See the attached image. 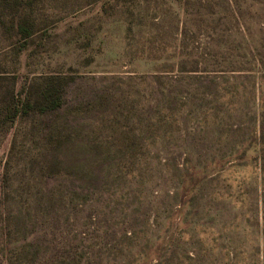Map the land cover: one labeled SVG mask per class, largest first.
<instances>
[{"label":"rangeland","instance_id":"374dc122","mask_svg":"<svg viewBox=\"0 0 264 264\" xmlns=\"http://www.w3.org/2000/svg\"><path fill=\"white\" fill-rule=\"evenodd\" d=\"M0 264H264V0H0Z\"/></svg>","mask_w":264,"mask_h":264},{"label":"trees","instance_id":"16d2710c","mask_svg":"<svg viewBox=\"0 0 264 264\" xmlns=\"http://www.w3.org/2000/svg\"><path fill=\"white\" fill-rule=\"evenodd\" d=\"M20 32L21 34L25 37V36H28L32 33V31H30L29 29H27L26 27L24 26H21L20 27ZM48 91V90H47ZM39 109L40 112H44L46 111L47 107H42L41 105H37L36 103H32L30 99H28L27 101V105L25 106V110L26 112H29L30 110H34V109Z\"/></svg>","mask_w":264,"mask_h":264}]
</instances>
